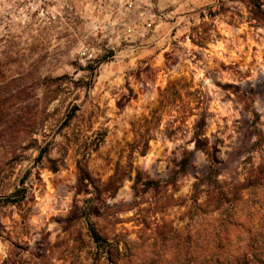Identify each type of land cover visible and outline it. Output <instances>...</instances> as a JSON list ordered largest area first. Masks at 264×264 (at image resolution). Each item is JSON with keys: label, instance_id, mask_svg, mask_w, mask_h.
Wrapping results in <instances>:
<instances>
[{"label": "rangeland", "instance_id": "1", "mask_svg": "<svg viewBox=\"0 0 264 264\" xmlns=\"http://www.w3.org/2000/svg\"><path fill=\"white\" fill-rule=\"evenodd\" d=\"M249 239L264 0H0V264H203Z\"/></svg>", "mask_w": 264, "mask_h": 264}, {"label": "trees", "instance_id": "2", "mask_svg": "<svg viewBox=\"0 0 264 264\" xmlns=\"http://www.w3.org/2000/svg\"><path fill=\"white\" fill-rule=\"evenodd\" d=\"M94 70V69H93ZM72 114L70 115V117ZM54 171H57V167L54 166ZM93 238L98 247V253L102 256L108 253V244L101 236H99L93 230ZM264 248V244L255 242L254 239H249L244 251L235 254H216L207 258L203 264H264V251L260 250Z\"/></svg>", "mask_w": 264, "mask_h": 264}]
</instances>
